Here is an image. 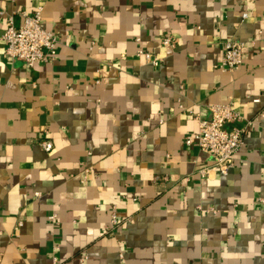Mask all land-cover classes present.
<instances>
[{"label":"crops","instance_id":"obj_1","mask_svg":"<svg viewBox=\"0 0 264 264\" xmlns=\"http://www.w3.org/2000/svg\"><path fill=\"white\" fill-rule=\"evenodd\" d=\"M38 7L58 56L29 68L2 36ZM232 39L244 62L224 73ZM229 103L244 120L226 129H245L244 145L221 176L185 139ZM84 256L264 264V0H0V264Z\"/></svg>","mask_w":264,"mask_h":264},{"label":"built area","instance_id":"obj_2","mask_svg":"<svg viewBox=\"0 0 264 264\" xmlns=\"http://www.w3.org/2000/svg\"><path fill=\"white\" fill-rule=\"evenodd\" d=\"M22 23L16 27L12 17L7 19V28L2 36L5 45V56L11 61L22 62L29 68L38 65L55 62L58 56L59 39L54 34L43 27V7H38L31 15L21 14ZM248 15L242 17V21L247 20ZM163 46L174 48L170 39L163 40ZM257 43L256 39L251 41L252 45ZM246 43L232 39L223 46V57L216 66L221 72H237L244 62V49ZM137 55L144 58L145 62L152 67H159V59L153 54L139 50ZM212 118L210 121L200 120L198 117V133L185 139V145L190 147L194 144L198 149L207 154L213 163V167L221 176H228L234 169L235 159L240 149L244 145L245 129L233 128L227 130L226 126L242 122L244 118L235 111L233 104L210 105ZM43 151L50 154L53 151V144L46 140L40 144ZM209 170L200 172L204 178L209 175ZM188 181V180H186ZM87 177L80 179L81 184H86ZM36 196H39L36 194ZM55 217H51L54 220ZM120 221L116 214L111 215L109 227L106 235L113 236L119 227ZM87 256L81 257L80 264H86ZM53 264H59L57 259H53Z\"/></svg>","mask_w":264,"mask_h":264}]
</instances>
